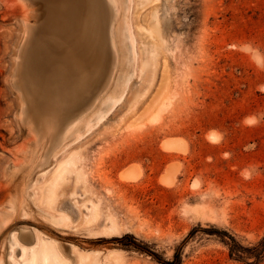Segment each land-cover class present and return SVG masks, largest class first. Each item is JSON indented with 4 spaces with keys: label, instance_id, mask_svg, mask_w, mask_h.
Instances as JSON below:
<instances>
[{
    "label": "rangeland",
    "instance_id": "374dc122",
    "mask_svg": "<svg viewBox=\"0 0 264 264\" xmlns=\"http://www.w3.org/2000/svg\"><path fill=\"white\" fill-rule=\"evenodd\" d=\"M96 1L42 81L46 1L0 0V264H264L221 234L264 238V0Z\"/></svg>",
    "mask_w": 264,
    "mask_h": 264
},
{
    "label": "bare ground",
    "instance_id": "6f19581e",
    "mask_svg": "<svg viewBox=\"0 0 264 264\" xmlns=\"http://www.w3.org/2000/svg\"><path fill=\"white\" fill-rule=\"evenodd\" d=\"M47 5L45 9L48 11V15L46 14L45 19H47V35L48 38L44 39L41 43L38 44L36 54L34 55V61L32 66H35V74L38 79L44 81L46 75L50 70L55 68L58 59L60 57L64 60L63 66H61L60 70L51 74L61 73L62 76H66L70 74L72 70L77 68L78 64L84 60V62L90 59V55L92 48L94 49L96 43L97 36V27H98V9L99 5L96 0H45ZM56 1V5L55 4ZM58 1L62 3V7L60 9L57 8ZM150 1V0H147ZM152 1V0H151ZM85 18V19H84ZM91 19L89 22L87 19ZM79 24V25H78ZM80 26L78 40L76 39V43L73 47L65 51L66 47L69 43L75 41V34L77 32V27ZM145 37H148L145 35ZM149 38V37H148ZM150 40V38H149ZM151 41V40H150ZM154 47H158L154 41H152ZM97 44V43H96ZM99 45V44H98ZM47 56L46 65L42 62V54ZM47 51V52H46ZM96 53V51H95ZM77 63V64H76ZM98 64V63H97ZM96 64V65H97ZM45 66L47 71H44ZM45 74V75H44ZM94 76V75H93ZM92 77V74H89V79ZM167 98H162L159 106V112L164 109ZM156 112L152 117L153 121L157 120L159 117V112ZM156 118V119H155ZM170 149V148H168ZM140 173V172H139ZM136 174L138 177L140 174ZM134 175V174H133ZM133 175H129L126 179H131L135 177ZM125 175H123V179ZM139 178V177H138ZM125 179V180H126ZM171 179V178H170ZM133 181V180H132ZM169 182V181H167ZM172 182V180L170 181ZM170 184V183H168ZM36 256L33 255V258L30 264H37ZM42 264H49V259L47 253H43L42 255Z\"/></svg>",
    "mask_w": 264,
    "mask_h": 264
},
{
    "label": "trees",
    "instance_id": "16d2710c",
    "mask_svg": "<svg viewBox=\"0 0 264 264\" xmlns=\"http://www.w3.org/2000/svg\"><path fill=\"white\" fill-rule=\"evenodd\" d=\"M221 234L224 236L222 240L229 247V256L231 258L239 261L252 259L254 260V262H258L264 259V238L258 243V245L253 246L252 248H244L234 237L230 236L227 232H221ZM180 260V253H176L175 260L172 262H166L165 264H177Z\"/></svg>",
    "mask_w": 264,
    "mask_h": 264
},
{
    "label": "water",
    "instance_id": "95a60500",
    "mask_svg": "<svg viewBox=\"0 0 264 264\" xmlns=\"http://www.w3.org/2000/svg\"><path fill=\"white\" fill-rule=\"evenodd\" d=\"M99 1H100V5L103 7L102 1H101V0H99ZM101 28H102V27H101ZM101 30H102V29H101ZM99 37H100V38H98V40L100 41L101 46H102V49H103V56H102L101 60L99 61V65H98L97 68H96L97 73L99 72V70H100L102 64H104V60H105L106 52H107V50H106V46L104 45L103 39L101 38V34L99 35Z\"/></svg>",
    "mask_w": 264,
    "mask_h": 264
}]
</instances>
